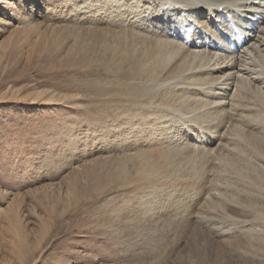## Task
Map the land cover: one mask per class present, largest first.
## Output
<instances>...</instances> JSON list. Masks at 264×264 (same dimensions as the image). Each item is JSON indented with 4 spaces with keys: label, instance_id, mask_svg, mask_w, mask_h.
I'll use <instances>...</instances> for the list:
<instances>
[{
    "label": "rangeland",
    "instance_id": "374dc122",
    "mask_svg": "<svg viewBox=\"0 0 264 264\" xmlns=\"http://www.w3.org/2000/svg\"><path fill=\"white\" fill-rule=\"evenodd\" d=\"M59 1L60 6L52 14L45 16L40 6L30 19L25 18L27 12L21 4L18 21L0 6V264H264V258L245 254L238 247L264 220L258 204L256 216L261 219H255L247 210L243 216L240 213L238 219L245 226L220 217L218 222L227 230L225 235H230L222 239L219 233L203 236L204 230L197 223L188 227L181 224L182 212L194 220L202 211H214L216 215L212 207L220 210V203L218 206L212 202L218 189L211 188L212 182L204 179L165 180L164 185L154 186L155 190L164 188V193L177 192V197L182 194L185 200L183 210L177 212L170 206L176 216L171 213L164 221L159 219L161 212L151 216H157L161 225L168 224L165 231L156 230L153 221L148 222L143 215L141 228L132 234H122L116 225L108 226L113 201L121 200L122 194L116 197L120 189L116 192L113 184L118 181H109L111 173L99 179L101 171L97 166L103 165L99 160L112 161L113 166L125 154L135 153L136 147L130 149L112 140L123 128L122 119L113 112L115 103L109 101L105 90L96 93L91 83L98 85L97 79L108 83L120 74L106 66L105 58L110 54L106 46L94 40L103 32L112 39L125 37L131 26L121 20L76 19L68 13L74 0ZM126 1L120 6L123 14H136V5L128 8ZM79 43L93 46L88 56L91 62L84 59L85 50L78 48ZM125 120L129 128L136 122ZM175 121V127L185 129L186 134L194 122L190 121V126L184 119ZM194 130L193 127L191 131ZM89 134L100 136L93 142ZM215 161L220 166L217 158ZM127 162L123 165L126 168L131 160ZM215 166L206 168L213 174ZM219 173L215 181L218 186L235 182L233 172ZM230 189L234 203H241L245 191L257 190L246 183H237ZM205 192L213 194L211 199H203ZM227 194L231 195L230 190ZM116 213L115 222L120 216ZM212 218L217 221L215 216ZM260 235L264 239V229ZM140 238L144 243L140 244ZM261 238L259 242H263ZM252 259L256 262L251 263Z\"/></svg>",
    "mask_w": 264,
    "mask_h": 264
},
{
    "label": "bare ground",
    "instance_id": "6f19581e",
    "mask_svg": "<svg viewBox=\"0 0 264 264\" xmlns=\"http://www.w3.org/2000/svg\"><path fill=\"white\" fill-rule=\"evenodd\" d=\"M124 1L74 0L68 11L69 15L80 20H121L131 26L125 37L112 39L103 32L94 40L97 45L106 46L105 51L110 54L105 58L106 66L120 74L116 75L119 78L108 83L103 84L102 79H97L98 85L91 83L94 92L105 90L109 101L115 103L113 112L122 119L123 128L112 140L121 146L129 145L130 149L136 147L135 153L125 154L113 166L112 161L99 160V164H103L97 166L101 171L99 179L111 173L109 181H118L113 184L116 192L120 189L116 197L122 194L121 200L113 201V208L107 216L110 220L108 226L116 225L117 229H122V234H132L139 231V224L146 216L148 222L153 221L156 230L165 231L168 224L162 222L161 225L157 216H151L161 212L159 219L164 221L173 212L170 206L178 212L186 208L182 205L185 200L182 194L178 198L177 192L164 193V188L158 187V191L154 186L164 185L165 180L171 183L188 181L189 178L195 181L204 179L212 182L211 188L218 189V196L214 194L212 202L218 206L220 203V210L212 207L216 214L213 215L214 211L206 206L213 211L210 214L204 206L207 212L202 213H206V217L204 214L200 217L202 213L194 216L199 221L191 220L189 213L182 212L181 224H199L204 230L203 236L208 238L218 233L221 239L228 237L230 235H225L227 230L224 231L218 222L220 217L240 227L245 226L238 219L241 212L243 216L247 210L255 219H261L256 216L259 205V214H264V0H127L124 4L128 8L136 5V14L129 17L128 11L123 14V8L120 10ZM21 4L27 12L25 18L30 19L36 7H43L47 16L61 2L0 0L5 13L17 21L21 20ZM237 37L243 42L242 46L237 44ZM81 47L85 50L84 59L91 62L88 56L93 46L79 43L78 48ZM123 119H136V122H132L129 128L126 126L128 121L125 123ZM176 119H184L190 126V121H194L192 129L195 130L191 131L183 124L188 131L186 134L185 129L175 127ZM133 124L136 125L134 130ZM99 136L95 134L92 141L96 142ZM216 158L220 166L216 164ZM128 160L131 164L126 168L123 165ZM206 165H216L213 174ZM218 168L219 171L233 172L235 182L218 186L215 182L218 174L221 175ZM237 183H246L257 190L245 191L242 200L246 201L234 203L230 188ZM228 190L232 197L227 194ZM210 194L203 199L213 196ZM115 212L120 214L116 222ZM210 216H215L217 221ZM263 229L264 220L254 227L252 237L248 236L245 244H238V247L247 252L245 254L264 258V239L260 235ZM259 238L263 242H259ZM139 240L140 244L144 243L142 238Z\"/></svg>",
    "mask_w": 264,
    "mask_h": 264
}]
</instances>
